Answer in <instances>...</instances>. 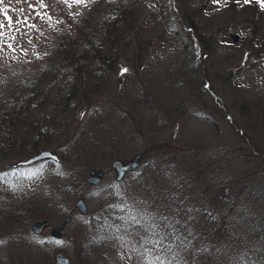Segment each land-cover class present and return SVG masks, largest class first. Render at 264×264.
<instances>
[{
    "label": "rangeland",
    "instance_id": "rangeland-1",
    "mask_svg": "<svg viewBox=\"0 0 264 264\" xmlns=\"http://www.w3.org/2000/svg\"><path fill=\"white\" fill-rule=\"evenodd\" d=\"M153 1L149 0L150 8L153 7ZM201 1L209 8L218 10V16L214 18L212 15L209 17L207 11L204 12L202 21L207 23L205 27L208 31L230 32L234 40L236 35L237 38H244V33L238 30H241L242 23L238 8L245 4V0H234L241 3L234 6L233 10L229 9V6L226 7V0H219V3H214L213 0ZM81 4L72 3V0H3L0 4V9H3L0 12V23L7 25L5 14L13 21L10 26L3 28V35H0L3 60L6 57L9 61H26L28 59L25 55L43 54L46 46L52 42V31L57 29L59 22L64 18L63 12ZM143 15L138 17L144 28L142 47H137L133 40L134 47L130 48L128 62H125L123 67L117 65L106 89L87 93L83 103L77 102L78 108L69 129H64L63 134L58 135L55 146L59 144V151H73L72 146L76 142L79 143V148L74 149L70 159L61 162L57 167L43 161L28 169L17 170L5 167L22 159L0 160V264H56L55 256L58 254L67 257L70 264H105L101 257L106 259L108 264H111L109 261H113V258L116 262L125 259L127 248L118 246L120 239L116 238V244L112 243L113 246L106 240L97 248L96 244L91 242L95 235L93 230L99 232L103 231V228H90V225L99 218L102 227L107 226L106 233L112 236L113 226L107 222V218H100V208L108 200L107 196L122 199L127 195L123 200L140 202L139 197L143 196L142 185L150 182V175L145 174L161 171L159 165L162 156L164 161L166 159L167 163L171 164L168 166H172L174 172L195 168L198 163L196 161L199 160L197 158L204 150L213 154L214 160L220 159V167L225 168L230 163L232 166L242 164L244 168H257L255 162L251 163L254 161L250 159L251 148L245 146L240 134L243 133L244 138H248L250 143L255 145L257 153L264 154V20L254 33V44L247 41L238 52L233 46H225L227 49L216 50L213 58L203 53L208 56L205 58L202 54L200 64H194L190 61L189 54H185L188 50L173 42L176 39L174 30L181 31L177 39L180 40L181 34L187 39L182 28L170 25L164 29L165 22L159 14L156 18ZM166 20L171 22V19ZM251 26L254 27L255 24ZM141 36H137L139 40ZM21 51L23 53L20 54ZM190 55L193 60L196 52L190 50ZM140 57L141 60L145 57L144 67L148 70L144 71L145 75L140 73L138 67ZM201 67L205 68L204 76L209 80L208 87L213 90V96L225 97L226 113L218 111L209 97L193 95L195 89L192 81L198 76V73L194 72ZM124 69L127 71H123ZM227 69L236 72V76L237 73L240 74V86L245 87L241 92L244 94L243 99L247 97L252 101L251 110H244L245 114H240L232 108L230 96L217 91L221 82L217 77L227 76ZM168 100L170 107L164 104ZM216 104L221 106L219 100ZM159 111L163 116L160 114L158 118L164 126L155 131L154 127L158 125L153 122L152 127L148 128L142 116L152 119L149 114L160 113ZM249 111H252L251 115ZM166 112H172L169 119ZM205 119L214 123L215 128L207 124ZM248 125L252 126L251 130ZM256 125L261 128L259 132ZM240 145L242 151H237ZM55 146L48 150L53 152ZM136 154L141 155L140 167L127 174L122 182H116L111 162L114 159L125 162ZM224 155L231 161H224ZM256 159L263 160L259 156H256ZM153 164L155 168L150 171ZM91 170L104 173L100 185L91 186L86 183ZM57 174L64 177V182L55 179ZM71 174L76 179L79 177V181L72 176L71 178ZM263 180L264 175H261L258 181L261 183ZM114 185L118 186L119 192ZM262 187L264 182L260 189ZM246 190L245 195L253 202L251 212L260 207V211L264 210V195L257 199L255 194L259 190ZM80 197L89 209V219L80 216L75 209V202ZM48 200L55 203L49 206ZM22 201L31 204V213H24L21 218L14 220L12 208L15 204L23 203ZM212 209L209 208V211ZM65 216L71 217V223L66 227L63 239L60 243L48 242L50 230L58 227ZM42 220H48L50 228L40 236L33 235L31 224ZM70 237L73 242L69 241ZM126 237H129L130 241H136L133 240V235L128 234ZM90 245H93L94 251L85 256L84 252L89 251ZM99 253L103 256L97 257Z\"/></svg>",
    "mask_w": 264,
    "mask_h": 264
},
{
    "label": "trees",
    "instance_id": "trees-1",
    "mask_svg": "<svg viewBox=\"0 0 264 264\" xmlns=\"http://www.w3.org/2000/svg\"><path fill=\"white\" fill-rule=\"evenodd\" d=\"M252 1L238 8L242 17L241 30H238L244 33V38L236 35L237 41L230 32L217 33L206 29L207 23L202 21L204 12L214 18L218 16V10L209 8L201 0H154L152 8L149 0H91L67 8L57 29L52 31V42L43 54L25 55L26 61H9L6 57L3 60L4 52H0V60L3 61L0 62V160L28 158L41 149L55 146L58 135H62L64 129L68 130L74 120L77 102L83 103L87 93H97L109 86L110 76L117 65L123 67L128 62L130 48L134 47L133 40L137 47H142L144 28L138 17L146 14L149 18H156L159 14L165 22L164 29L170 25L182 28L187 39L183 34L179 36L180 40L177 39L181 31L174 30L176 39L173 42L188 50L185 54H189L192 63L200 64L203 53L213 58L215 51H221L225 46H233L238 52L247 41L254 44V33L264 20V8L256 0ZM226 2V7L232 10L241 3L234 0ZM166 19H171L172 24ZM251 24H255V30ZM139 34L142 35L140 40ZM190 50L196 52L193 60ZM207 54H203L205 58ZM141 58L138 67L143 74L148 70L144 67L145 57ZM227 70V76L217 77L221 79L217 91L230 96L232 108L245 114L244 110H251L252 101L247 97L243 99L241 92L245 87L240 86V74L236 76V72ZM194 73L198 76L192 81L193 95L209 97L218 111L226 113L225 97L213 96V90L208 87L209 80L204 76L205 68L196 69ZM239 99L243 101L238 102ZM218 100L221 106H217ZM164 104L170 107L169 100ZM249 112L251 115L252 111ZM171 113L166 112L167 119ZM160 114L150 113L152 119L142 118L148 128L155 122L158 125L154 127L155 131L161 130L164 124L160 123ZM205 122L215 128L214 123L206 119ZM247 127L252 129L250 125ZM260 130L258 127L257 132ZM240 135L245 146L251 148L250 159L254 160L251 163L255 162L257 168H244L242 164L232 166L230 163L225 168L220 167V159L214 160V155L204 150L197 158L198 166L194 162L195 168L174 172L162 156L161 171L143 173V176L150 175V182L142 185L140 202L123 200L127 195L122 199L107 196L108 200L100 208V218H107L114 232L112 236L106 233L107 226L102 227L101 219L97 218L90 228L99 226L103 231L93 230L95 235L91 242L98 248L106 240L109 245L116 244V238L123 241L117 243L127 248L125 259L116 262L113 258L109 261L111 264H150L153 261L159 264L156 257H160L164 264H264V210L255 208L252 213L253 202L245 195L246 188L259 190L255 194L257 199L264 195V187L260 189L264 180L258 181L264 175V154L257 153L255 145L244 138L243 133ZM78 144L76 142L72 146L73 151L79 148ZM58 145L53 152L58 153L60 162L45 161L54 167L60 166L73 154L71 149L70 152L59 151ZM240 149L241 145L237 151ZM230 154L233 155L232 152ZM256 156L263 160H257ZM227 157L224 155L222 159L230 162ZM154 168L153 164L150 171ZM71 176L79 181V177ZM55 179L65 180L59 174ZM22 202L12 208L14 220L24 213H31V204ZM51 202L52 205L55 203ZM209 208H213L212 211ZM86 218L89 219L90 215ZM152 226H155V233ZM128 234L133 235L136 241H130L126 237ZM161 236L164 240L160 246L144 243L146 239L156 240ZM88 247L89 253L84 252L85 256L94 251L93 245ZM99 254L97 257H101L102 253Z\"/></svg>",
    "mask_w": 264,
    "mask_h": 264
},
{
    "label": "water",
    "instance_id": "water-1",
    "mask_svg": "<svg viewBox=\"0 0 264 264\" xmlns=\"http://www.w3.org/2000/svg\"><path fill=\"white\" fill-rule=\"evenodd\" d=\"M141 158L140 154L135 155L132 159L128 160L127 162H122L119 159H115L111 163V168L114 170L115 180L121 181L126 173L133 172L140 167L139 160ZM45 160H52L55 162L59 161V158L53 154L51 151H41L32 157L18 161L14 164L9 165L10 168H18V167H28L37 162L45 161ZM103 178V173L100 171H90L89 176L86 178V183L91 186H95L100 184ZM76 209L79 211L80 214L83 216L87 215L88 208L82 198L78 199L75 203ZM71 222V218L65 217L61 224L57 228H53L50 232V236L54 239H61L63 236V231L67 225ZM50 223L47 220L42 221H35L31 224V231L35 235H39L45 228H49ZM72 240V238L70 239ZM56 264H69V259L61 254L56 256Z\"/></svg>",
    "mask_w": 264,
    "mask_h": 264
},
{
    "label": "snow or ice",
    "instance_id": "snow-or-ice-1",
    "mask_svg": "<svg viewBox=\"0 0 264 264\" xmlns=\"http://www.w3.org/2000/svg\"><path fill=\"white\" fill-rule=\"evenodd\" d=\"M65 2H67V0H65ZM86 0H72V3H85ZM214 3H219V0H213ZM248 2H251V0H245V3H248ZM3 3V0H0V4ZM256 3H258L262 8H264V0H256ZM3 9H0V12H2ZM4 20L7 22V25L5 23H0V35H3V28L5 26H10L13 21H12V18L7 16L5 14L4 16ZM25 23H27V21H24ZM13 39H15V37H13ZM9 48H11L12 46L11 45H8ZM123 71H127V69H124ZM117 192H119V188L118 186L114 185L113 186ZM153 227V232L155 233V226H152ZM164 240V237L161 236L160 239H156V240H151V239H146L144 241V243L148 244V243H151V244H154L155 246H160L162 244ZM60 243V242H58ZM156 261L159 262V264H164V261L160 258V257H156ZM150 264H156L155 261L153 262H150Z\"/></svg>",
    "mask_w": 264,
    "mask_h": 264
},
{
    "label": "flooded vegetation",
    "instance_id": "flooded-vegetation-1",
    "mask_svg": "<svg viewBox=\"0 0 264 264\" xmlns=\"http://www.w3.org/2000/svg\"><path fill=\"white\" fill-rule=\"evenodd\" d=\"M112 173H113V176H114V172L113 171H112ZM61 240H55V239L51 238L50 233H49V241L48 242L57 243V242H60Z\"/></svg>",
    "mask_w": 264,
    "mask_h": 264
}]
</instances>
